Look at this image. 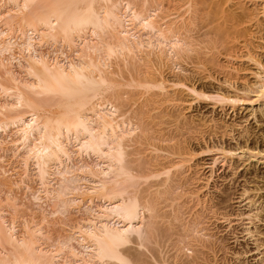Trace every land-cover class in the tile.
<instances>
[{"label": "bare ground", "instance_id": "bare-ground-1", "mask_svg": "<svg viewBox=\"0 0 264 264\" xmlns=\"http://www.w3.org/2000/svg\"><path fill=\"white\" fill-rule=\"evenodd\" d=\"M136 1L140 0H0V90L3 92L2 95L6 97L4 99L9 98V100L0 101V129H3L5 133L4 139L6 140L12 134L17 136L11 140L12 142L9 140L8 143H13L16 146L15 152L24 151L21 154L22 160L26 164L24 165L26 166L25 174H29V162L33 160L47 197L55 199L56 202L59 201L57 208L61 207L63 211L64 209L67 210L70 205L80 203L79 207L81 208L79 209L84 208L86 213H89V217L86 219L82 221L79 219L80 221L76 223L77 229L75 231L72 230L73 232L65 238L60 239L59 245L58 247L55 245V249L41 246L42 243L40 241L42 239L40 240L41 237L39 235L42 234H40L39 228L36 230L35 227L33 229V226L31 229L28 227L26 232V227L24 232L25 234L28 233V235L21 236L20 234L19 236L16 225L13 223L7 224L3 220L4 216L2 213V219L0 216V246L2 248L0 250V264H234V260H239L240 263L238 264H242L240 260L242 253L233 252L232 255L235 256L233 260L228 257L231 251L228 242L229 238L226 235H221L229 228L230 232L228 234L232 235L231 238H235L237 242L239 241L237 231L233 226L234 220H239L243 226H246L242 231V233H245L243 237L253 238L258 250L263 246L264 243L258 242L256 237L255 228L257 229V227L254 223V219L258 218L260 211L254 213V209L251 208L248 217L243 218V213L236 214L229 209L230 205L228 202L231 197L226 188L222 189L221 193L211 197L201 192L205 185L200 184L201 178L195 160L197 153H195L193 144H190L191 139L189 141L183 140L184 137L182 140H180L181 138L179 140L176 138L177 141H173L174 136L173 138L169 136L171 133L169 131V134H167L169 138H163L167 142L165 146L153 143V140L157 139L159 134L152 140L149 138L151 135L147 138L152 142L150 143L147 140L149 142L148 146H153L149 148L150 151L148 149L149 153L146 154L145 152L147 151L144 152L140 147L137 148L138 145L136 144L143 145L148 143L142 139L144 135L142 136L141 133L143 134V132H140L141 138L137 136L140 138V143H137L139 140H136V134L142 124L139 125V121L133 120L132 114L135 115L138 112L134 113L130 107H133L131 106L134 105L132 103L138 100H134L136 99L134 98L135 96L131 97L132 89L130 90L131 93L123 92L124 94L128 93L127 95L133 99L132 101L134 102L131 103L129 102L131 100L130 97L122 96L119 93L121 90L117 93V87L124 85V83L116 79L117 76H114L119 70L117 72L111 68L114 61H111V58L114 56L115 58L118 57L117 60L119 59L123 63L122 65L126 66V69L130 71L131 82H135L134 86L137 83L136 86L144 87L148 90L146 93H149L154 88H159L163 91V96L166 98L162 97L163 99H159L161 96L159 92L153 95L150 92L151 94L147 95L150 96L146 100L147 103L144 102L145 104L142 106L161 103V100L162 102H171L170 105L168 104V108L172 105L173 110L172 108L170 110L175 112V118L171 119H175L176 123H180L179 128L181 131L183 127L190 129L193 127L192 123L194 125L196 123L197 119L195 117L193 118L196 120L190 118L191 116L188 117V114L184 115L182 107L185 102L191 103V100H194L195 97L212 100L214 104L223 108L225 105L236 106L238 104L240 107L242 106L241 104H248L252 107L259 105V108L264 111V60L261 59V55L257 50L262 47V43L257 44L255 41L256 37L260 40L263 39L264 21H261V18L259 19L258 17L260 12L264 13V0L260 2V5H262L261 8L259 7L262 9L261 11L257 10L258 3L255 4L256 9H252L250 7V5L253 6L252 3L249 7L247 6L248 8L243 5L241 7L243 12L231 11L228 14L232 25L236 23L234 26L243 25V22L250 25L248 21L251 22L256 19V21L254 20L255 23L251 24L255 27L254 29L247 30L250 28V26H247L248 28L245 30L241 26L242 31L243 29L245 31V36L255 37L253 40L250 37L251 40L248 39V36H246L248 40L243 37L242 41L246 40L243 43L244 48L239 41L237 45L239 46L240 44L242 46L241 51L244 49L243 51L245 52L242 51L243 53H239L241 55L238 56V53L236 54L235 52L238 46L234 44V47L232 44L231 47H234L233 53L235 52L236 54L234 57L249 59L250 62L252 61L256 65L253 64L257 69L254 72L255 80L253 83L247 84L241 89L229 83V80H231L229 77H233V74L229 76L231 72H228L227 69V71L222 70L225 68L224 63L221 62L225 55L224 52L228 51L226 56L233 57L229 47L231 45H225L230 48L226 47L228 49L226 50L222 44L227 39V36L228 39L230 38L229 35L224 36V33L222 35V27L220 29L221 34H219V27H217L218 31L216 29L212 30L213 22L210 21L211 23H209L212 25L208 26L207 24V26H204L208 29L211 28L209 30L213 31L215 35L213 37L215 38L212 37L211 40H208L210 38L208 34L209 36L212 35L206 28L208 33L206 32L207 35L205 34L203 38L207 36L208 39H206L209 43L202 37L199 39L201 45L203 40L206 42L203 43L207 44L206 46L203 45V47H206L205 51H203L204 48L201 45L199 46L200 43L198 45L197 42L192 43L201 30L197 28L198 26L195 28V31L198 32L193 33L198 34L194 35V38L191 37L192 34L190 35L188 30L193 28V24L195 26L204 24L202 23L204 19L195 24L194 13L188 17L184 13H180L173 20L163 21L165 18L162 17L163 20L161 19V15L157 13L158 8H153L149 5L150 1L153 2V0H143V5H141L142 7L139 6L140 8H137ZM203 1L200 2L199 0L200 3ZM218 2L220 3V1ZM245 2L246 0L241 3ZM195 3L197 4L198 0L196 2L194 0V3L190 4L193 5ZM222 3L220 4L222 5ZM228 3L227 5L232 4ZM153 4L155 3L153 2ZM206 4H203V7ZM214 4L213 8L215 9L217 5L215 7ZM233 4L235 3L233 2ZM191 5L185 7L186 11H184L190 13ZM210 6L212 7V5ZM213 8L210 9L213 11ZM226 8L230 9L228 6ZM250 8L252 10H249ZM221 9H218V11L220 12ZM228 9H224V12L230 11ZM212 11L205 12L208 14L212 13ZM198 12L199 9L197 10ZM224 12L222 13L224 14ZM206 14L203 17H207L208 15ZM217 15L216 17L220 16L218 18L220 21L222 15ZM166 16H169V13ZM210 16L211 14H209ZM223 16L226 17L225 14ZM196 17L198 16L196 15ZM213 18L214 16L212 15ZM221 19L223 21L224 17ZM225 19H228V17ZM206 20L207 18L204 21ZM217 22L218 20L215 23ZM221 25L224 26L225 24L222 22ZM216 26H219V23ZM199 27L202 26L199 25ZM204 27H202L203 33L205 32ZM229 27L232 28L231 25ZM215 30L218 35L224 36L223 38L225 39L221 40L220 36L215 34ZM224 30H226V26ZM185 31H188L187 34L190 35L187 38L185 37L187 34L183 36ZM230 31L229 34L231 33ZM235 32V35L238 34V32ZM231 36L233 37V35ZM216 37H219L223 42L220 44V40ZM190 38H193V40L191 39L192 41H190ZM48 44L50 47L63 45L62 49L60 46L57 50L52 49V52L56 53V57L55 54L50 56L51 51L48 53H44L42 50V52L39 51ZM66 46L71 49L74 48L78 55L75 54L78 57V61L71 58L69 61V57L66 56L67 62L59 60L60 57H57V54L59 56L60 54L66 55L63 49ZM198 46L203 48L202 50L200 49L201 53ZM220 46H222L221 49ZM15 48L19 50V55H16V51L13 52L16 50ZM6 53L10 55L7 58L5 57ZM196 53L199 54L201 59L203 58L204 63H207L204 70L206 73L208 71L207 76L210 79H218L214 75L218 68H221L220 70L223 72L229 73L224 72L229 79L226 81V77V80H224L230 84V88L233 89L232 92L234 93L223 92L222 90L214 91L213 89H210V93L205 92L208 89L207 86L205 87L202 84L207 89H199L197 85L189 80V76L184 73L186 71L183 68L185 65H181L183 62H180V59L184 58L183 61H185L187 57L190 58L192 57L191 55ZM220 54L223 55L222 59L219 58ZM241 58H239L240 62ZM201 59H198V65L202 63L200 62ZM226 59L230 60L231 63L233 58L226 57ZM14 60L19 61L29 79H25L21 75L20 77L17 76L13 68ZM230 63L229 65H231ZM141 64L147 65L145 71H143ZM194 64H197V62L195 61ZM124 66L122 68H125ZM172 66L176 69L178 68L179 71L177 70V73H175V70L174 74H172L173 76H170L168 74L170 71L166 72V70L172 68ZM228 66L227 68H230ZM154 67H156V70ZM207 67H209V70H206L208 69ZM222 71L221 73L219 72L220 75L224 74ZM219 73L217 76H219ZM117 75L120 77L119 74ZM126 75L129 74L126 73ZM4 80L9 81L4 82ZM232 81L235 82L236 80L234 81L232 78L230 82ZM7 82L9 84H6ZM169 86H171L170 88L181 87V90L183 89L182 91L186 93V95L185 93L183 94L185 97L181 95L180 88L178 93L176 92L177 90L170 93ZM140 94L138 93L137 95L139 96ZM187 96H190L191 100L187 99ZM128 98L129 103L127 102ZM138 99H142L141 96ZM129 105L130 107H126ZM133 109L135 110V108ZM142 109L139 111V116L142 113ZM154 110H156V107ZM170 110L167 115L171 117L173 112L170 113ZM130 111H133V113L129 114ZM256 112H258L257 109L254 110V113ZM150 114L154 115L156 111ZM165 117L163 116L162 119ZM144 118H146V115L145 117L143 116ZM155 118H152L153 121L154 119L158 120L157 116ZM166 119L168 120V118ZM212 120V125L215 122L217 124L216 127L218 126L220 129L221 132L219 134L221 136L235 131L232 128L229 129L230 125L219 119L218 121L215 118ZM159 121L162 122L161 120ZM159 121L157 122L159 123ZM145 122H143L144 125ZM158 123L154 124L155 127ZM212 125H210V128L215 126ZM142 127L145 128L146 126H141L140 131H142ZM203 127L202 129L205 132L207 130L209 132L212 131L208 129L209 127H205V124ZM149 129H144L143 131H149ZM162 129L165 130V127ZM199 129L197 128V130ZM245 129L247 130L244 127ZM163 130L159 132L163 133ZM183 131L187 130L184 129ZM200 131L201 129L197 132L200 134ZM248 131L245 132L247 133ZM147 133L145 134L147 135ZM217 133L218 131H216ZM178 134L176 135L178 136ZM185 134L189 135L187 132ZM211 134L213 132L208 135L211 136ZM182 135L184 136V134ZM204 135L206 137V134ZM141 140L145 142L141 143ZM204 148H206L207 152L213 151L220 156L216 158V161L218 158H221L224 163L233 161L232 166L235 171H238L240 167L237 159L241 161V159L246 158V160L255 161L256 163L264 159V149H260L258 146L241 145L233 148L224 143H216L212 146L204 142L202 149ZM75 153L81 158L84 155L88 157L93 155L96 158L92 165L83 162L82 167L77 165L79 167L78 170L85 174L84 176L73 173L76 169L73 166H69L70 164L66 166L67 162L73 161ZM262 162L264 163V160ZM57 171L63 176V179L61 178V184L55 187L51 185V176ZM74 172L77 173V171ZM67 173H72L71 175L73 176H70L71 178L64 177ZM235 173L233 172V174ZM81 180L84 183H81ZM229 180L230 182L232 180L233 182H238L235 176ZM64 182H66V185L62 184ZM233 182L232 185L235 183ZM143 184L145 185L144 187L142 186ZM248 191L245 187L239 198L243 199V202L248 200L249 206L252 207L256 205L257 200L252 199ZM71 194L74 196L70 197ZM34 198L40 199L36 194ZM9 200L11 202V199ZM55 203L53 204L55 205ZM162 204L164 205L162 206ZM255 209L259 210V206ZM234 216L236 218L239 217V219L233 218ZM246 220L248 221L247 223H245ZM162 221L163 223L166 222L168 229H170L169 234L174 232L175 236L177 235L176 244L173 246L174 248L172 247L175 251L170 256L168 252L172 248L168 250L170 246L166 245L169 237H167V227L165 226V230L161 228L164 225ZM222 224H227L224 229H221L220 225ZM171 230L174 231L172 232ZM160 238L161 240L163 238L164 241L166 239L164 245L160 242ZM173 243L171 242L170 244L172 245ZM149 244H153L152 247ZM165 246L168 248L165 249ZM261 262L264 264V259Z\"/></svg>", "mask_w": 264, "mask_h": 264}, {"label": "rangeland", "instance_id": "rangeland-1", "mask_svg": "<svg viewBox=\"0 0 264 264\" xmlns=\"http://www.w3.org/2000/svg\"><path fill=\"white\" fill-rule=\"evenodd\" d=\"M157 1V2H156ZM162 1V2H161ZM174 1H176V2H174ZM190 1H192V2H190ZM185 0V2H184V0H153V2L155 3V4H153V2L152 1H150V4L149 5H151V7H153V8H158V14H160L161 15V19H162V17H164L165 19L163 20V21H170V20H173L174 18H176L177 16H179V14L180 13H184V15L185 16H189L190 14H192V13H194L193 14V16L195 17L194 19H195V24H197V23H199L200 21H202L203 19L205 20L206 18H207V20L206 21H202V23H204V24H199V25H201L202 27H204L205 25L207 26V24H208V26L209 25H212V24H214V26L212 25L211 26V28H212V30L214 31V29H218L217 27H219V32H220V29H221V27H222V30H221V32H222V35H223V33H224V36H227V35H229V39H228V36H227V41L226 40H224L225 42L224 43H222L223 45H224V47H225V49H226V47L228 48V49H230L231 47H232V44H233V46L235 47V45L234 44H238L239 43V41H240V44L242 43H244L246 40H243L242 41V39H243V37H244V39H247V37L246 36H248V35H246L245 36V31H244V29H243V31H242V28H245V30H246V28H248L249 26H250V28H248L247 30H251V29H254L255 27L254 26H252L251 24L253 23H255L254 22V20L256 21V19H254V20H252L251 22H249L248 21V23L250 24V25H248L247 23L245 24L244 22H243V25L241 24H238L237 26H234V24H236V23H234L233 25H232V21H231V19H230V17H229V12H231V11H236V12H243V9L241 8L243 5H245L246 6V8H248L249 7V5L250 4H252L253 3V6L252 5H250V7H252V9H256V5L255 4H259V6L257 7V10H262V9H260L261 8V6L262 5H260V2L262 1V0H249V2H248V0H246V2L245 3H241V2H244V1H242V0H200V2L201 1H203L202 3H200L199 2V0H198V3H200L199 5H198V3L195 5V4H193V5H191L190 3H194V0ZM197 0H195V2H196ZM214 1H215V4H214ZM217 1V2H216ZM218 1H220V3H222V5L218 2ZM226 1V2H225ZM239 1V2H238ZM160 2V3H159ZM183 2V3H182ZM229 2V3H228ZM233 2L235 3V4H233ZM207 3V4H206ZM227 3L228 4H230V3H232V4H230V5H227ZM237 3V4H236ZM183 4V5H182ZM203 4H206L204 7H203ZM213 4L215 5V7H216V5H217V7L214 9L213 7ZM136 5H137V8L139 7V6H141V5H143V0H140V1H136ZM153 5V6H152ZM154 5H156V6H154ZM169 5V6H168ZM189 5H191V12L190 13H188V12H185L186 10H185V7H188ZM210 5H212V7L210 6ZM232 5V6H231ZM254 5H255V7H254ZM171 6V7H170ZM195 6H196V8H195ZM226 6H228L229 8H230V6H231V8L230 9H228V8H226ZM245 6H244V8H245ZM248 6V7H247ZM142 7V6H141ZM200 7V8H199ZM202 7V8H201ZM219 7H221V8H219ZM238 7V8H237ZM240 7V8H239ZM260 7V8H259ZM140 8V7H139ZM167 8H168V10H167ZM207 8H208V10H210V11H208L207 10ZM210 8H213V11H212V9H210ZM234 10H233V9ZM177 9H179L178 11H177ZM187 9V8H186ZM199 9V12L198 13H200L199 15H198V13H197V10ZM218 9H221L220 10V12L218 11ZM224 9H228V10H230V11H226V12H224ZM239 9V10H238ZM251 8L249 9V10H252ZM167 10V11H166ZM185 10V11H184ZM193 10V11H192ZM161 11V12H160ZM182 11V12H181ZM205 11H207V12H211L212 11V13H208V14H206L207 12H205ZM219 12V14H218V12ZM218 14H216V13ZM222 12H224V14L226 15V17L225 16H223L224 14L222 13ZM258 12V11H257ZM168 13H169V16H166V14L168 15ZM176 13H177V15H176ZM206 15H208L207 17H203L205 14ZM165 14V15H164ZM209 14H211V16L209 17ZM215 14V15H214ZM162 15H164V16H162ZM196 15L198 16V17H196ZM212 15L214 16V18L212 19ZM216 15L217 16H219V15H222L221 16V18H223L224 17V19H223V21H221L222 19L220 18V21H219V17H216ZM264 13H262V12H260V16L258 17L261 21H264ZM160 17V16H159ZM200 17H201V19H200ZM203 17V18H202ZM209 17V18H208ZM228 17V19H225V18H227ZM196 18H198V19H196ZM216 18H217V20H218V22L217 23H215L217 20H216ZM168 19H170V20H168ZM178 19H180V18H178ZM213 21H212V20ZM216 21H215V20ZM263 19V20H262ZM161 20V22H163ZM198 21V22H197ZM213 22L212 24H209V23H211V22ZM231 21V23H229ZM206 22H208V23H206ZM222 22H223V24H225L224 26L223 25H221L222 24ZM206 23V24H205ZM219 23V26H216V24H218ZM227 23V24H226ZM228 24H230L231 25V27L232 28H230L229 26L230 25H228ZM245 24V25H244ZM199 25H194L193 24V28L191 29V30H188V31H190L189 32V34L191 35V37H195L194 35H197L198 33H193V32H198V31H195V28L197 27L198 29H200L201 30V32L202 31H204L203 30V28L202 27H199ZM228 25V26H227ZM216 26V27H215ZM225 26H226V30H224V28H225ZM241 26H242V28H241ZM248 26V27H247ZM230 28V29H233V30H231L230 31V29H228V28ZM202 28V29H201ZM207 28V27H206ZM206 28L204 27V29H205V32L203 33H201L200 31V33L198 34V36H196L195 37V39H194V42H192L193 44L194 43H196L197 42V45L199 44V46L201 45V42L199 41V39H201V37L203 38L204 36H205V34L207 35V33H208V31H206ZM211 28H209V29H211ZM234 28H235V30H234ZM240 28V29H239ZM198 29H196V30H198ZM208 28H207V30H209ZM236 29H239V30H236ZM215 30V34H217L218 35V30L216 31ZM188 31H185V33H184V35L183 36H185V34H187V32ZM213 31H210L209 30V32H210V35H212V36H209V34H208V37H210L209 39H208V37L206 36L205 38H203V39H205V41L207 42L208 40H211V38L213 37V36H215L214 35V33H213ZM227 33H226V32ZM229 31L231 32L230 34L231 35H233V37L229 34ZM233 31V32H232ZM234 31H236V32H238V34H234ZM207 32V33H206ZM221 32L219 33V34H221ZM235 32V33H236ZM240 32V33H239ZM212 33V34H211ZM203 34V35H202ZM226 34V35H225ZM264 34V33H263ZM262 34V40H260L258 37H250V36H248V39H254L255 38V41H256V43L257 44H261L262 45V47H260L259 49H257L258 50V53L261 55L260 57H261V59H263L264 60V35ZM188 35V34H187ZM185 36L186 38L187 37H189L190 35H188V36ZM199 35H201V36H199ZM241 35H243V36H241ZM256 35V34H255ZM259 35V34H258ZM218 36H220V39L221 40H223V39H225V38H223L224 36H221V35H218ZM240 36V37H239ZM260 36V35H259ZM222 37V38H221ZM232 37V38H231ZM239 37V38H238ZM242 37V38H241ZM250 37V38H249ZM193 38H190V41H192L193 40ZM208 40H207V39ZM213 38H215V37H213ZM217 39H219V37H216ZM236 38H237V40H236ZM241 38V39H240ZM258 38V39H257ZM192 39V40H191ZM196 39H197V41H196ZM202 39V40H203ZM219 39V40H220ZM247 39V40H248ZM250 39V40H251ZM189 40V39H188ZM201 40V41H202ZM220 40V44H221V42H223V41H221ZM199 41V42H198ZM204 40L202 41V47H203V45H207V44H204L203 42H205ZM231 41V42H230ZM237 42V43H232V42ZM242 41V42H241ZM255 41H254V43H255ZM205 42V43H206ZM230 42V43H229ZM208 43H209V41H208ZM229 43V44H228ZM255 43V44H256ZM240 44H239V46H240ZM241 44V45H242ZM209 45V44H208ZM225 45H231V46H225ZM59 46H60V48L63 46V45H58V46H53V47H50V45L48 44V45H45L43 48H41L39 51H43L44 53L46 52V53H48L49 51H51L50 53V56H54V54H55V57H56V53H53L52 52V49L53 50H57L58 48H59ZM198 46V47H199ZM203 47L204 48V50L203 51H205V49H206V47ZM238 46V45H237ZM236 47V54L238 55V56H240L243 52H245V51H241V47L243 46V48H244V44L242 45V46H240V47ZM202 47H199V50L201 49H203ZM234 47L233 48H231L230 50L232 51V53H233V49H234ZM222 48V46H220V49ZM240 48V49H239ZM16 49V48H15ZM62 49V48H61ZM63 49H64V51H65V54L66 55H62V54H60V56H59V54H57V57H60L59 58V60H62L63 62H67V58H65V56L66 57H69V61H70V58L71 59H73V60H76V61H78V55H77V52L76 51H74V48H70V47H63ZM228 49H226V50H228ZM73 52H72V51ZM201 50H200V53H201ZM224 50V49H223ZM222 50V51H223ZM229 50V51H230ZM237 50H238V52H237ZM240 50V51H239ZM16 51V52H15ZM41 51V52H42ZM225 51V50H224ZM223 51V52H224ZM13 52H15L16 53V55H19V50H14ZM67 52V53H66ZM235 52L233 53V57H228V56H226V53H228V51L225 53L224 52V58L222 57L223 55H219V58L220 59H222L223 61H224V59H226V57L227 58H230V59H234V61H233V59L231 60L232 62L230 63V60H225L224 62L221 60V62L222 63H224V65H225V68L224 69H222V70H228V72H231V74L229 75V76H232V74H233V77H229V79L231 78V80H232V78L234 79V81L235 82H230L231 80H229L228 79V75L227 74H229V73H227L226 71H224V72H226L227 74H225L222 70H220L221 68H218V70L217 71H215L214 72V75H215V77H218V79L220 78V76H222L221 78H220V80H212V79H210L207 75V73H208V71H207V73H206V71L204 70V68L206 67L205 65L207 64L206 62L204 63V61L199 57V54L198 53H196V54H193V55H191L192 57H190L191 59L192 58H194V59H190L189 57H187V60H185V61H183V59H180V62H183V64L181 63V65H185L183 68L186 70V71H184V73L185 74H187V76H189L188 78H190L189 80L191 81V82H193L195 85H197V87L199 88V89H203V90H205V89H207V90H205V92H209L210 93V89H213L214 91L215 90H222L223 92H225V91H229L230 93H234V92H232V90L233 89H231L230 88V84H232L233 86H238V88H243L245 85H250V84H252L253 83V81L255 80L254 79V72L255 71H257V69L255 68V64L254 63H252V61L250 62V60L248 59H245V58H241V57H239V58H241V62H240V59L237 57V59H236V57H234V55H236L235 54ZM242 52V53H241ZM239 53H241V54H239ZM77 56H76V55ZM7 55V56H6ZM6 55H5V57L7 58V57H9L10 55L8 54V53H6ZM9 55V56H8ZM195 55V56H194ZM194 56V57H193ZM201 56V55H200ZM226 56V57H225ZM199 57V58H198ZM117 58L118 57H116L115 58V56L114 57H112L111 59V61H113V65H112V69L113 70H115V71H117V70H119V72L118 73H116L114 76L116 77V79H118V80H120L121 82H123L124 83V85L122 84V85H120V87H117V93L121 90V92H119L120 94H122V96L123 95H125L126 97L128 96L127 94L128 93H131V91H132V93L130 94L131 95V97L133 98L134 96V98H136V99H134V100H138V101H135V103H132V104H134V105H131V106H133V107H130V105L129 106H126V107H130L133 111H134V113L137 111L138 112V114L136 113L135 115L134 114H132L133 113V111H130L129 112V114H132V117H134L133 118V120H137V121H139L138 122V124L139 125H141V126H146V127H148V128H143L142 129V131H140L139 129H141V126L139 127V129H138V133L136 134V140L138 141H135V142H137V143H140V138L144 135L145 136V138H144V136H143V140H145V141H149V139H147L148 137H149V135H151L149 138H151V140L153 139V138H155V137H157L159 134V137L156 139L155 138V140H153V143H158V145H162V146H165L166 144H167V142H165V140L164 139H167V138H169V136H171L172 138H173V136H174V140L173 141H177V139L176 138H178V140L180 139V140H182L184 137L186 138H184L183 140H190L191 139V141H190V144L192 145V146H194V148H195V153H197L196 154V156H195V160H196V165H197V168H198V172H199V176H200V178H201V180H200V184L201 185H205L202 189H201V192L204 194V193H206V194H208V196L209 197H211V196H213V195H215V194H219V193H221V190L222 189H224V188H226V190H227V192H228V194H229V196L231 197V200L228 202V204L230 205L229 207V209H231L233 212H235L236 214L237 213H243L244 214V216H243V218H247L248 217V213H250V210H251V208H253L254 209V213H256V212H258V211H260L259 212V215H258V218L256 219H254V223H255V225H256V227H257V229L255 228V231H256V237L258 238V242H260V243H264V163L262 162L264 159H261L262 161H259L258 163H256L255 161H251V160H246V158H244V159H241V161L240 160H238L237 158H235V159H237V161H238V165H240V167H239V169H238V171H235L234 170V168H233V166H232V164H233V161L231 162V161H229L228 163L226 162V163H224V161L223 160H221V158H218V160L216 161V158L217 157H220V156H218L215 152H213V151H211V152H207V150H206V148H204V149H202V145H204V142L205 143H209V144H211L212 146H213V144H216V143H224L225 145H228L229 147H233V148H236V147H238V146H245V145H249V146H258L260 149H264V111H262L260 108H259V105H256L255 107H252V106H250V105H248V104H241L242 106H240L239 107V105L237 104L236 106H229V105H225L224 106V108L223 107H221L220 105H216V104H214V102L212 101V100H209V99H206V98H203V97H198L199 98V100H198V98L197 97H195V98H197V99H195L194 98V100L192 99H190L191 97L190 96H187L186 98L187 99H189V100H191V103L189 102V103H187V102H185L184 103V105L182 106L183 107V113H184V115H187L188 117L189 116H191L190 118H193V117H195V118H193V119H195L196 120V123H198V124H196L195 122V125L192 123V125H193V127L192 128H190V129H186L187 127H183L182 125H181V127H183L182 128V131L180 130V126H179V124L180 123H176V121H175V119L173 120V119H171V118H175V112H173L172 110H173V106L171 105L170 106V108H172V110H170V108H168V104L170 105V103L171 102H167V101H163L162 102V100L160 101L161 103H155V104H150V106L148 105H145V106H147V107H143L142 105L143 104H145V103H147V99H148V97H150V96H147V95H149V94H151L150 92H152V94L151 95H153L154 93H157V92H159V94H161V96L159 97V99H161L162 97H165V96H163V91L161 90V89H159V88H154V89H151L150 91H149V93H146L148 90H146L144 87H140V86H136L137 85V83H136V85L134 86V83H133V81L131 82V75H130V71L128 70V69H126V66H124V65H122L123 63L118 59L117 60ZM186 58V57H185ZM198 59H201L200 60V62H202V63H200V65H198ZM117 60V61H116ZM187 61H189V62H187ZM195 61L197 62V64H194L195 63ZM14 62V65H13V68H14V71H15V73L17 74V76H19L20 77V75L23 77H25V79H29V77H28V75L26 74V73H24L25 72V69L19 64V61L18 60H14L13 61ZM24 62V61H23ZM226 62V63H225ZM229 63L231 64V65H229ZM233 63V64H232ZM190 64H191V66H190ZM230 66V68L232 67V69H230V68H227V66L228 65ZM235 64V65H234ZM253 64L255 65V66H253ZM143 67V71H145V69H146V64H141ZM170 65H172V64H170ZM196 66V69H195V66ZM197 65L200 67L199 69H198V67H197ZM125 67V68H122V67ZM201 66H203V67H201ZM207 66H209V65H207ZM228 66V67H229ZM234 66H235V69H234ZM155 68V70H156V67H154ZM173 68V69H172ZM172 68H169V69H167L166 70V72H168V71H170V72H168V74L170 75V76H173L172 74H174V71L176 70V72L175 73H177V70L179 71V69L177 68H174L173 66H172ZM202 68V69H201ZM208 69H206V70H209V67H207ZM19 69V70H18ZM24 69V70H23ZM166 69V68H165ZM229 69H230V71H229ZM121 70H123L122 72H121ZM173 70V71H172ZM195 70H196V72H195ZM203 70H204V72H205V74H204V72H203ZM220 70V71H219ZM20 71V72H19ZM198 71V72H197ZM200 71V72H199ZM221 71H222V73H224V74H221L220 75V73H221ZM22 72V73H21ZM158 72V71H157ZM220 72V73H219ZM120 73H122L121 75H120ZM126 73L127 74H129V75H126ZM198 73V74H197ZM218 73H219V76H217L218 75ZM117 74H119L120 75V77H118V75ZM167 74V73H166ZM204 74V75H203ZM27 76V78H26V76ZM204 77H203V76ZM227 75V76H226ZM127 76V77H126ZM168 76V75H167ZM205 76H207L208 77V79H207V77L205 78ZM223 76H224V78H223ZM21 77V78H22ZM23 77V78H24ZM203 77V78H202ZM226 77H227V80H226ZM120 78V79H119ZM126 79V80H125ZM226 81H228L229 80V83L228 82H226ZM6 81H9V80H4V82H6ZM126 81V82H125ZM219 81V82H218ZM129 83H130V85H129ZM133 83V84H132ZM6 84H9L8 82L6 83ZM132 84V85H131ZM202 84H203V86L205 85V87L207 86V88H204L203 86H202ZM132 86V87H131ZM135 87H137V88H135ZM171 86H169V90H170V93H173L174 92V90L178 93L180 90H181V87H179L180 88V90L178 91V89L179 88H177L176 86V88L174 87H172V88H170ZM203 87V88H202ZM125 88V89H124ZM132 89V90H131ZM146 90V91H144V90ZM127 90H129V91H127ZM131 90V91H130ZM134 90V91H133ZM172 90V91H171ZM183 90V89H182ZM181 90V95H183L184 93H185V91H182ZM125 91V92H124ZM140 91V92H139ZM141 91H142V93H141ZM154 91V92H153ZM126 93V92H128L127 94H124V93ZM2 91L0 90V101H5V100H9V98L8 99H4V98H6L4 95H2ZM140 94L139 96L137 95V94ZM169 93V94H170ZM179 93V94H180ZM185 95H186V93H185ZM185 95H183L184 97H185ZM251 95H254V94H251ZM140 96H141V98L142 99H138V98H140ZM128 97H130V96H128ZM131 97H130V99H131ZM144 97H146V98H144ZM166 98V97H165ZM201 98V99H200ZM163 99V98H162ZM133 99H131L130 101H129V98H128V100H127V102L129 101L130 103L131 102H134V101H132ZM141 100V101H140ZM10 101H11V99H10ZM128 102V103H129ZM137 102H138V104H137ZM145 102V103H144ZM164 103V104H163ZM187 103V104H186ZM138 105V106H137ZM154 105V106H153ZM155 105H158V106H155ZM164 105V106H163ZM245 105V106H244ZM137 106V107H136ZM153 106V107H152ZM161 106V107H160ZM166 106V107H165ZM156 107V110H154V108ZM159 107V108H158ZM162 107H164V108H162ZM186 107V108H185ZM257 107V108H256ZM133 108H135V110L133 109ZM141 108H143L142 109V113H141V117L139 116V111H140V109ZM145 108V109H144ZM146 108H149V109H147L146 110ZM152 110H151V109ZM160 108H162V109H160ZM166 108V109H165ZM235 108V109H234ZM126 109V108H125ZM137 109V110H136ZM139 109V110H138ZM157 109H159V110H157ZM165 109V110H164ZM255 109H257V111L258 112H256V113H254V110ZM146 110V111H145ZM148 110H150L149 112H148ZM154 110V111H153ZM169 110L171 111L170 113H174V115H173V113L171 114V117H170V115H167V113H169ZM186 110V111H185ZM155 111H156V114H150V113H155ZM162 111H164V112H162ZM147 112V113H146ZM158 112V113H157ZM145 113V114H144ZM144 114V115H143ZM150 114V116H148ZM134 115V116H133ZM145 115H146V118H144L143 119V116L145 117ZM152 116H154V117H152ZM157 116V119L158 120H155L156 117ZM163 116H166L165 118H163L162 119V117ZM168 116V117H167ZM174 116V117H173ZM137 117V119H135ZM138 117H140V118H138ZM160 119H159V118ZM150 120H149V119ZM152 118H155L154 119V121H153V119ZM166 118H168V120L166 119ZM215 118V120H217L218 121V119L220 120V121H223L224 123H227V124H229L230 126H229V129H233V131L234 132H232V133H229V134H225L224 136H221V134H219L221 131H220V129L218 128V126L216 127V125L217 124H215V122H214V124L212 125V123H213V120L212 119H214ZM141 119V120H140ZM147 119V120H146ZM159 120H161L162 122H163V124H162V122H160ZM206 120V121H205ZM211 120V121H210ZM141 121V122H140ZM147 122V124H146V122ZM157 121H159V123L157 122ZM166 121H167V123H166ZM200 121V122H199ZM207 121H209L208 122V124H207ZM135 123H136V121H134ZM143 122H145V125H144V123ZM152 122H153V124H152ZM169 122V123H168ZM203 122H204V124H205V127H207V125H208V129L209 130H212V131H210L211 133L213 132V134H211V136L210 135H208L210 132L207 130V132H205L202 128H204L203 126H204V124H203ZM206 122V123H205ZM212 122V123H211ZM149 123V124H148ZM151 123V124H150ZM156 123H158V124H160V125H156V127H155V125L154 124H156ZM165 123V124H164ZM170 123H172L173 124V126H171L172 124H170ZM176 123V124H175ZM211 123V124H210ZM175 124V125H174ZM207 124V125H206ZM150 125H152V126H150ZM167 125V126H166ZM169 125V126H168ZM201 125V126H200ZM210 125H212V126H214V127H212V128H210ZM199 126V127H198ZM150 127H152V128H150ZM154 127V128H153ZM161 127V128H160ZM165 127V130H163L162 128H164ZM175 127H178V128H175ZM244 127L245 128H247V130L245 129L244 130ZM150 128V129H149ZM174 128V129H173ZM197 128L199 129H201V131H200V134H199V132H197V131H199V130H197ZM144 129H149V131H147V130H145V131H143ZM160 129H162L163 130V133H160L161 131H160ZM187 130V131H183V130ZM214 129H216L215 131H214ZM248 129H249V131H248ZM152 130V131H151ZM154 130V131H153ZM157 132H156V131ZM175 130H176V132H175ZM188 130H190V131H188ZM242 130H243V132H242ZM2 131V132H1ZM148 133H147V132ZM160 131V132H159ZM169 131L171 132L170 134H169ZM172 131H173V133H172ZM181 131V132H180ZM194 131H196V133H194ZM204 131V132H203ZM216 131H218V133L217 134H219V135H217L216 134ZM245 131H248L247 133L245 132ZM140 132H143V134L141 133V135H140ZM152 132H155V133H152ZM159 132V133H158ZM167 132V133H166ZM187 132L189 135L187 136L185 133ZM243 134H242V133ZM145 133H147V135L145 134ZM153 134V136H152V134ZM157 133V134H156ZM166 133V135L167 134H169V136L167 135H165L164 136V134ZM174 133H175V135L176 134H178V136L176 135V137H175V135H174ZM194 133V134H193ZM198 133V134H197ZM240 133V134H239ZM246 133V135H244ZM249 133V134H248ZM3 134V135H2ZM161 134H163V135H161ZM182 134H184V136L182 135ZM195 136H193V135ZM204 134H206V137H205V135ZM230 134H232V135H230ZM248 134V135H247ZM0 135H1V137H0V141H2V142H0V216H1V219H2V217H3V220L5 221V222H7V224H9V223H13L14 225H16V227H17V232H18V235L20 236V234H21V236L23 235V236H26V234L28 235V233H26L25 234V229H26V227H27V230H26V232L28 231V227H29V229H31L32 228V226H33V229H35L36 228V230L39 228V232H40V234H42V235H39L40 237V242L42 243L41 244V246L43 245L44 247H46V248H51V249H55L56 248V246L58 247V245H59V242H60V239L62 240L63 238H65L68 234H70L71 232H73V231H75V229H77V224L76 223H79V219H81V221L82 220H84V219H86L87 217H89V213H86V210L84 209V208H82V209H79V208H81V207H79V205H80V203L79 204H73V205H70V206H68V209L66 210V209H64L63 211L61 210V207L60 208H57L58 207V205H59V201H57L56 202V200L54 199H50L49 197H47V194L45 193V191H44V186H43V184H42V182H40V179H39V176H38V173H37V170H36V165H35V163H34V161L33 160H31L30 162H29V166H28V169L30 170H28L29 171V174L27 173V174H25L26 172H24V170H26V166H24V165H26L25 163H24V161L22 160V154L21 153H24V151L22 150L21 152H19V153H17V152H15V148H16V146L12 143H10V142H12L11 140H13V138H15V137H17L16 135H14V134H12L11 136H9L8 138H6V140L4 139L5 138V133H4V131H3V129H0ZM181 135V137H179ZM201 135V136H200ZM4 136V137H3ZM137 136H141L140 138H138ZM183 136V137H182ZM189 136H191V137H189ZM166 137V138H165ZM209 137V138H208ZM233 137V138H232ZM12 138V139H11ZM138 138V139H137ZM164 138V139H163ZM192 138H193V140H192ZM204 138V139H203ZM3 139V140H2ZM162 141H161V140ZM197 139H198V141H197ZM5 140V141H4ZM10 140V142L8 143V141ZM143 140H141V143H144L143 142ZM150 140V141H151ZM206 140H208V142H206ZM147 141V142H148ZM149 141V142H150ZM160 143H159V142ZM196 141V142H195ZM135 142H130V143H135ZM149 142L148 143H144L143 145H144V147H143V145H139V144H136V145H138V147L137 148H139L140 147V149L141 150H144V152L145 151H147V152H145L146 154L147 153H149V151H150V147H153L151 144V146H148V144H149ZM164 142V143H163ZM200 142V143H199ZM150 143H152V142H150ZM163 143V144H162ZM169 143V142H168ZM189 143V142H188ZM145 144H147V145H145ZM201 144V145H200ZM142 147V148H141ZM146 147H147V149H146ZM197 147V148H196ZM10 148V149H9ZM71 148L73 149V147L71 146ZM148 149H149V151H148ZM9 150V151H8ZM131 150H132V147H131ZM17 154V155H16ZM19 154V155H18ZM21 154V155H20ZM78 156V154H74L73 155V161H71V162H67L66 163V166H67V164H70L69 166H73V168H75L76 170H74V171H77V173L76 172H74L73 171V173H75V174H78V175H80V174H82L83 176L85 175V174H83V172H81L80 170H78V166H81L82 167V164L83 163H89V164H94V163H92V162H94L95 160H96V158L92 155L91 157H88V156H86V155H84L82 158L81 157H77ZM22 160V161H21ZM79 160V161H78ZM195 160H193V161H195ZM33 161V162H32ZM83 162V163H82ZM75 164V165H74ZM236 164V163H235ZM78 165V166H77ZM7 170V171H6ZM17 170V171H16ZM54 170H55V168H54ZM53 171V170H52ZM56 171V170H55ZM59 171H57L54 175H52L51 176V185H54L55 187L56 186H59V184H61V180L63 179V176L60 174V173H58ZM233 172H236L235 174H233ZM37 173V174H36ZM72 173H67V174H65L66 176H64V177H68V178H71L73 175H71ZM61 175V176H60ZM68 175V176H67ZM26 176V177H25ZM59 176V177H58ZM71 176V177H70ZM234 176H235V178H237V183H236V185H235V183L233 182V180L230 182V178H234ZM239 176V177H238ZM9 178V179H8ZM62 178V179H61ZM228 180H227V179ZM53 180V181H52ZM64 180H65V178H64ZM248 180V181H247ZM59 181V182H58ZM66 181V180H65ZM82 182L81 183H84L83 182V180H81ZM208 181H209V184H208ZM8 182V183H7ZM232 182L234 183L233 185H232ZM229 183H231V184H229ZM5 184V185H4ZM8 184V185H7ZM62 184H64V185H66V182H64V183H62ZM208 184V185H207ZM50 185V186H51ZM143 187L145 186L144 184L142 185ZM5 187H6V189H5ZM247 188L249 191H248V193H249V195H251V197H252V199H254V200H257V203H256V205H254V206H252V207H250L249 206V204H248V200H246V201H244L243 202V199H241V198H239V195H240V193L242 192V190L244 189V188ZM44 188V189H43ZM33 192V193H32ZM35 194L38 196V197H40V199L39 198H34L35 197ZM72 195L73 194H71L70 195V197H72ZM74 196V195H73ZM12 197V198H11ZM16 198V199H15ZM245 198V197H244ZM9 199H11V202H10V200ZM5 200V201H4ZM7 201V202H6ZM56 202V203H55ZM7 203V204H6ZM53 203H55V205L53 204ZM58 203V204H57ZM97 204H98V202H96ZM17 206H16V205ZM82 204V203H81ZM164 204H162V206H163ZM10 206V207H9ZM74 206V207H73ZM259 206V210H257V209H255L256 207H258ZM78 207V208H77ZM3 208V209H2ZM56 208V209H55ZM165 209V208H164ZM12 211H14V212H12ZM54 211H55V213H54ZM20 212V213H19ZM60 212V213H59ZM62 212V213H61ZM3 213V214H2ZM3 216H2V215ZM10 214H11V216H10ZM8 216V217H7ZM43 216V217H42ZM9 218H10V220H9ZM17 218V219H16ZM36 218V219H35ZM47 218H48V220H47ZM233 218H236L235 216L233 217ZM6 219V220H5ZM236 219H239V217H237ZM44 220V221H43ZM42 221H43V223H42ZM29 222V223H28ZM40 222V223H39ZM47 222V223H46ZM165 222V221H164ZM248 221L246 220L245 221V223H247ZM26 223V224H25ZM35 223V224H34ZM162 223H163V221H162ZM161 223V224H162ZM66 224V225H65ZM76 224V225H75ZM164 225H162V229H166V227H167V224H166V222L165 223H163ZM24 225V226H23ZM29 225H31V226H29ZM48 225V226H47ZM70 225V226H69ZM227 224H222V225H220L221 226V229H224L225 228V226H226ZM21 226V227H20ZM166 226V227H165ZM233 226H234V228H235V230L237 231V236L239 237V241L237 242L236 240H235V238H231L232 237V235L231 234H228L230 231H229V228H227L226 229V231L224 232V233H221V235L223 236V235H226L227 236V238H229V240H228V242H229V247H231V251L229 252V254H228V257L231 259V260H233V259H235V256H233L232 255V253L233 252H238V253H242L241 255H240V260H241V262H242V264H262L263 262H261V260L262 259H264V244H263V246L262 247H260L259 248V250H258V248H257V245H256V243L254 242V240H253V238H249L248 236H246V237H243L244 235H245V233H242V231H243V229L246 227V226H243L242 224H241V221H239V220H234V222H233ZM252 226V225H251ZM35 227V228H34ZM48 227V228H47ZM74 227V228H73ZM254 227V226H253ZM69 229V230H68ZM41 230V231H40ZM73 230V231H72ZM167 231H168V236L167 237H169V239L166 241V239H165V241L168 243V244H166L167 246H170V248H168L167 246H165V249H167L168 248V250L169 249H171L175 244H176V240H177V235L175 236V234H174V230H171L172 232V234H173V236H171L172 234H169L170 232V229H168V227H167V229H166ZM253 230H254V228H253ZM67 231V232H66ZM39 232H38V234H39ZM43 233H44V235H43ZM51 234V235H50ZM170 235V236H169ZM50 236H51V238H50ZM57 236V237H56ZM62 236V237H61ZM64 236V237H63ZM47 237V238H46ZM56 239H55V238ZM172 237V238H171ZM166 238V237H165ZM50 239V240H49ZM54 239V240H53ZM57 239H58V241H57ZM175 239V240H174ZM46 240V241H45ZM169 240H172V241H169ZM54 241V242H53ZM163 241V242H162ZM164 239L162 238V240H161V238H160V242L164 245ZM50 242V243H49ZM165 242V243H166ZM173 243L172 245L170 244V243ZM75 243V245H77L76 244V242H74ZM160 243V244H161ZM48 244V245H47ZM161 244V245H162ZM50 245V246H49ZM56 245V246H55ZM152 245L153 244H149V246L150 247H152ZM162 245V246H163ZM42 246V247H43ZM53 247V248H52ZM174 248V247H173ZM171 249L170 251H171V253H169L168 252V255L170 256V254H172V253H174V251H175V249ZM2 248H1V246H0V250H1ZM167 250V251H168ZM262 258V259H261ZM171 259V258H170ZM243 261H244V263H243ZM238 263H240V261L239 260H234V264H238Z\"/></svg>", "mask_w": 264, "mask_h": 264}]
</instances>
